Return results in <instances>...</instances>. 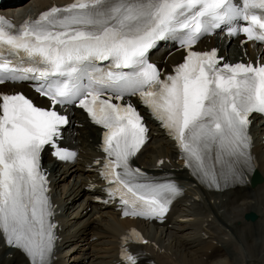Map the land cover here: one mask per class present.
I'll use <instances>...</instances> for the list:
<instances>
[{
  "label": "snow or ice",
  "instance_id": "1",
  "mask_svg": "<svg viewBox=\"0 0 264 264\" xmlns=\"http://www.w3.org/2000/svg\"><path fill=\"white\" fill-rule=\"evenodd\" d=\"M237 19L248 40L264 42V0H75L18 27L0 17V48L29 61L0 60V85L31 80L48 101L42 107L23 93H0L5 244L28 264H50L56 237L41 153L50 145L62 161L76 156L56 146L61 126L69 123L59 106H78L105 129L106 155L97 164L124 216L162 218L182 194L175 182L152 181L132 167L148 129L132 103H120L126 96L138 95L176 141L186 166L209 186L219 187L220 179L244 182L258 166L248 129L253 113L264 114V64H221L217 50H194L202 34ZM178 30L187 54L173 73L163 74L148 54ZM103 62L107 70H99ZM133 235L148 243L135 230ZM124 256L126 264H137L134 255Z\"/></svg>",
  "mask_w": 264,
  "mask_h": 264
},
{
  "label": "bare ground",
  "instance_id": "2",
  "mask_svg": "<svg viewBox=\"0 0 264 264\" xmlns=\"http://www.w3.org/2000/svg\"><path fill=\"white\" fill-rule=\"evenodd\" d=\"M35 3L41 7L44 0H35ZM213 46L219 49L220 55L232 62L240 56L235 45L229 46L227 54H224L227 47L222 42H215ZM68 137L77 138L74 131L69 132ZM149 145L144 156L138 158L139 163L143 159L149 165L171 153L160 139H152ZM88 146L91 145L87 141L82 142L86 150ZM256 150H260L257 155L260 160L258 172L264 177V151L261 145ZM45 167L51 178H54L58 166L46 164ZM83 169L81 164L76 163L52 181L53 189L56 190L64 186L59 184L64 178L72 177V182L65 184L67 190L58 192L63 198L58 196L56 199L62 214L66 215V221L61 223V240L57 244L53 264H106L104 256L115 246L119 222L104 211L96 215L98 207L90 202L96 190L86 191L85 188L96 185L97 179L93 173ZM80 175L83 176L82 180H79ZM202 201L201 205L196 196H190L187 207L191 212L190 217L176 219L173 229L160 230L149 236L152 245L145 249L154 258L155 264H264V178L263 183L254 188L203 194ZM246 212L255 213L256 219L253 222L244 221L243 214ZM72 215L71 220H67ZM204 234L209 235L206 240L200 238ZM93 237L96 238L88 242ZM77 245L74 255L72 252L68 257H60L62 249H65L63 253L66 254ZM208 249L210 252L206 253ZM79 252L81 259L76 260L75 255ZM0 264L24 262L18 256L9 259L0 243Z\"/></svg>",
  "mask_w": 264,
  "mask_h": 264
},
{
  "label": "rangeland",
  "instance_id": "3",
  "mask_svg": "<svg viewBox=\"0 0 264 264\" xmlns=\"http://www.w3.org/2000/svg\"><path fill=\"white\" fill-rule=\"evenodd\" d=\"M77 206V205H76ZM68 257V256H67Z\"/></svg>",
  "mask_w": 264,
  "mask_h": 264
}]
</instances>
